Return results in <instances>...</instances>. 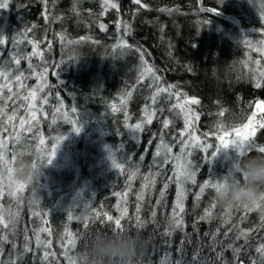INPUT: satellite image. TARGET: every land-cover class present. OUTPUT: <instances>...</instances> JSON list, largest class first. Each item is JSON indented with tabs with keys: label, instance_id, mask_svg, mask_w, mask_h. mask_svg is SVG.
<instances>
[{
	"label": "trees",
	"instance_id": "trees-1",
	"mask_svg": "<svg viewBox=\"0 0 264 264\" xmlns=\"http://www.w3.org/2000/svg\"><path fill=\"white\" fill-rule=\"evenodd\" d=\"M115 2L119 5V11L109 8L100 16L103 11L102 0H49V20L44 19L45 6L42 0H9V7L0 10V33L9 37V43L3 46L4 59L12 49L10 38L31 28L26 39L35 41L38 50L43 52L42 59L39 56L32 57L31 62L36 72L48 69L46 76L51 93L49 96L54 99L56 93H59L64 112L77 119L78 124L81 121L82 125L81 132L73 139L72 125L61 120L60 123L57 121L53 124L51 112L48 111L46 118L40 120V134L23 133L30 153L27 159H31L36 153L41 135L45 138V143L50 144L53 139L50 136L58 131L61 136L68 138L66 144L69 145L67 149L72 160L68 167L63 164V157L56 160L55 164L65 169L62 170L65 177L56 179L58 182L48 178L50 173L55 175L54 171L49 169L53 168L48 166L39 182L25 184L24 192L18 193L22 199L18 205L21 215L15 224L16 235L11 234L12 224H9V229L6 230L9 240L15 242L17 250H22L24 236L27 235L33 251L26 255V264H46L40 259L44 249L37 250L35 247L33 230L48 227L51 234L40 233V237L42 241H52L51 248L48 249L56 254L52 264H69L65 252L67 257L78 264V257L85 252L91 235L97 232L111 233L113 224L100 223V220L105 219L103 214L107 213L115 219L120 217L126 208L128 215L122 219L124 230L149 241L146 249L139 251L133 258L132 264H176L181 259L183 264H192V258L197 256V253L200 264H237L233 250L228 245L235 242V247L239 248L244 244L243 239H235L238 229H255L250 234L248 244L240 252V264H251L252 260L261 264L255 249L264 243V227L260 226L261 215L264 213L259 209L246 211L243 206H223L215 199V190L212 188L205 189L199 201L195 198L199 185L205 180L215 182L227 173L231 163L237 158L235 150L231 147L221 149L211 160L204 158H210L214 148L209 149L207 153L193 148L191 156L185 155V159L191 161V166L196 171L197 183L188 182L185 185L187 196L184 200L183 230H176L168 237L163 235L170 231L173 225L171 213L176 200V185L169 183L167 177L173 176L177 162L170 158L169 163L161 169L154 153L163 135L164 143L172 146L171 156L179 154V141L182 138L178 133L184 127V120L182 115H177L179 110L169 111L171 105L176 103L175 97L169 100L166 94H161L153 105L150 99L155 91L153 81L146 77L141 83H136L141 61L139 54L133 49L139 48L145 53L144 59L160 76L161 87L175 85L173 91H179L200 101L198 105H191L200 116L196 122V135L214 131L221 119L228 129L241 126L247 123V118L256 111L255 102L260 98L264 99V80H261V88L255 87L256 74L264 71V52L255 50L261 47L259 42L264 40V19L260 15L264 9H256L249 0H223V3L221 0H141V3L148 7L140 8L139 11L137 8L140 6L135 5L132 0ZM74 7L78 15L73 11ZM203 9H216L218 13ZM57 17L59 19H54ZM125 22L130 25L127 33L123 30ZM101 23L107 25L106 30L100 29ZM33 25L35 27H32ZM56 33H63L70 40L90 38L86 41L94 48L96 56L101 50L106 51V63L109 64L99 70V80L95 83L91 81L87 70L82 68L84 64L80 59L76 61L73 54L67 52L68 44L62 46ZM18 38L24 39V36L19 35ZM121 38L132 46V49L122 56L113 50V46L117 45ZM244 39L251 40L254 47H246L241 42ZM49 41L52 42L51 50ZM19 48L25 54L32 51V45L29 43H22ZM70 57L73 58L71 61ZM257 60L260 61L259 65L255 63ZM244 62H247V67ZM57 65L59 67H56ZM20 68L25 76L31 77L24 83L29 88L35 87L38 80L28 70V62L23 61ZM128 91H132L130 98L126 96ZM75 94H86V110L81 111L79 104L74 105ZM121 97L125 98V104H121ZM112 104H116L121 110L113 112ZM146 105L150 106V111L152 108H163L164 111H157L153 122L145 123L143 130L135 133V130L129 129L127 125L144 120ZM72 107L77 108V113L71 112ZM221 110L225 111L223 118L218 116ZM11 113L12 102L9 101L7 114ZM18 115L23 116L24 110L21 109ZM37 116L41 118L43 114L37 113ZM164 119L172 121L168 129H163ZM3 122L7 124L6 117ZM13 123L18 129V119ZM96 125L102 129L101 133L94 131ZM254 127L258 128V123H255ZM8 130L12 132L11 127ZM6 137H9L8 132L0 134V138ZM201 139L204 141L205 137L201 136ZM206 142L214 145L218 143L211 135L206 138ZM256 143L264 146V130L258 131ZM16 145L10 140L6 153L9 161ZM109 150L117 155L118 162L125 163L124 171L113 168L109 159L108 164L98 163L102 158L109 157ZM163 150L161 148V151ZM38 153L41 154L39 151ZM48 153L44 150L45 157ZM258 153L260 152L253 149L248 154ZM140 156L145 157L143 161L139 159ZM154 160H157L155 165ZM137 165L139 171L129 181L128 177L136 170ZM2 168L5 176L6 169L0 166V169ZM145 177L154 178L155 186L144 189V199L138 201L137 194L146 182ZM3 180L4 177L2 184L5 185V194L0 197V203H7L11 198L7 196V185ZM165 183H169V187L161 198L160 191ZM117 193L120 195H116ZM30 200L34 202L29 203ZM63 203L66 204L64 207L60 205ZM256 203L264 206L261 199L256 200ZM137 204L140 206L139 212ZM73 206L74 217L88 216L90 221L95 220V223L89 222L85 228L83 219L70 221L68 211ZM249 206L252 207L253 203ZM206 209L212 211V218L199 220ZM32 212H41L42 216L34 217ZM95 212L101 213L99 219H96ZM153 212L156 213L154 217ZM137 216L140 217L143 227L137 226ZM225 220H228V223H224ZM44 221H47V224ZM233 225L236 229L225 237L224 233ZM25 228L28 229L27 233ZM65 229L76 236L75 247L67 246ZM217 229L220 231L213 246L211 235L205 236V233H215ZM182 241L183 254L179 250ZM217 253H222L219 260ZM10 258L15 259L16 253L11 243H5L0 259L8 264Z\"/></svg>",
	"mask_w": 264,
	"mask_h": 264
},
{
	"label": "snow or ice",
	"instance_id": "snow-or-ice-1",
	"mask_svg": "<svg viewBox=\"0 0 264 264\" xmlns=\"http://www.w3.org/2000/svg\"><path fill=\"white\" fill-rule=\"evenodd\" d=\"M44 6H45V13H44V19L49 20L48 15V9L47 5L49 0H42ZM132 2L135 5H139L140 7L137 8V11L140 10V8H147L148 5L142 4L141 0H132ZM223 3V0H221ZM252 0H249V3H251ZM9 7V0H3V2H0V10L7 9ZM102 7L103 11L99 14L100 16L104 15L108 11L109 8L116 9L119 11V5L115 2V0H102ZM204 11L218 13L216 9H203ZM74 12H77L76 8L73 9ZM160 11H169L171 12V9H160ZM79 13L77 12V15ZM261 18L264 19V10L260 13ZM54 19H59L54 18ZM208 23V22H205ZM32 27H35L34 25ZM101 30H106L107 25L101 23L99 25ZM119 27V25H118ZM130 29V25L126 22L123 23V30L125 33H127ZM31 28L27 29L23 34L24 39H19L18 36H13L10 38V42L12 45L11 51H8L7 55L8 58L4 59L5 56V50L3 49V46H5L7 43H9V37L6 34L0 33V81H3L0 83V134L4 132H8V128L11 127L12 132L9 133V139L13 142V144H20L24 137L21 135V133H33V129H37L39 127L40 119L37 116V113H43L44 112V105H47L49 102V95H51L50 92L45 93V89L49 88V85L47 83V68H44L41 72H36L35 66L32 64V57L39 56L41 59L43 58V52L38 50V44L35 41H29L27 40L28 33L31 32ZM56 36L59 37L61 45L65 44H79L82 43L90 38L88 37H80L79 40H70L67 39L65 34L63 33H56ZM246 47L253 48L254 45L251 40L244 39L241 41ZM22 43H29L32 45V51L28 54H25L20 48L19 45ZM93 43H97L96 41H93ZM259 44L261 47H257L255 50L258 52H264V40L260 41ZM49 50H51L52 42H48ZM129 49H132V46L127 43L126 40L121 38L120 42L117 45L113 46L114 52H117L118 55L122 56L125 54V52ZM137 54L140 56V71L139 75L137 76L136 83H141L145 80L146 77L150 78L153 81V85L155 86V91L153 92L152 96L150 97L152 104L155 105L157 103L158 98L161 96V94H166L167 98L171 100L173 97L176 99V103L171 105V108L169 111L175 112L176 110H179L177 112V115H182L184 120V127L183 129L178 133V136L181 137L179 143H180V152L175 157H172V146H168L164 143L163 135H161L160 138V145H157L156 151L154 153V156L158 158L159 166L161 169L165 165L169 163L170 158L176 160V167L173 169V176L167 177L169 183H175L176 185V200L175 204L172 207V213H171V219L173 221V225L170 231H166L163 233L165 237L171 236L174 231L176 230H183L184 228V220H183V214L185 213V207H184V200L187 196V189L185 185L188 182H191L192 184H196V171L193 170L191 166V161L185 159L186 156L192 155V149L198 148L201 149L203 152L207 153L209 149L214 150L210 153V158L208 156H205V160H211L212 157H215L221 149H227L229 147L233 148L237 154V157H243L245 154H248L251 150L255 149L260 153H264V146H260L256 143V137L259 130H264V100H259L255 102V108L257 111H253L251 113V116L247 118L248 122L242 124L241 126H234L228 129L227 125L223 123L222 119L218 124L216 125V128L214 131L210 133H202L201 135H196V122L199 121L200 116L198 112L194 108L191 107V105H198L200 101L195 97H187L186 94H182L179 91H173V89L176 88L175 85H168L167 87H161L159 85L160 76L156 74V70L148 64V61L144 59L145 53L139 48L133 49ZM73 58L70 57L69 60L71 61ZM23 61L28 62V70L31 71L32 75L37 77L38 83L35 87L29 88L24 81L27 79H30L31 77L25 76L24 71L21 70L20 65ZM63 63V61L61 62ZM257 65L260 64V61H255ZM245 67H247V62H244ZM56 67H59L57 65ZM256 82L255 87L261 88L262 83L261 80H264V71H259L256 74ZM13 85H15V88H13ZM127 97L132 96V91H128L126 93ZM183 96V99H182ZM57 100L59 101V106L55 108V112L53 113L52 117V123H57V116L55 113H60L61 118L72 125V131L79 134L82 130L81 121L78 124L77 119H73L68 112H61V109L63 108V101L59 98V93H56ZM9 101L12 102V113L11 115L7 114V108L9 105ZM19 102V103H17ZM125 98L121 97V104H125ZM150 106L146 105L144 109L145 118L141 122L127 125L129 129L135 130V133L140 132L143 130V126L145 123L151 124L153 122V118L157 115V111L163 112L164 109H155L152 108L151 111L149 110ZM24 110V115L20 116L18 115L20 110ZM111 109L113 112L120 111L121 109L117 107L116 104L111 105ZM72 113H77V108L72 107L71 108ZM257 112H259L260 115V121L258 122V128L252 126V120L254 117L257 116ZM225 115V111L221 110L218 113V116L223 118ZM47 114H44L42 118H46ZM7 118V124H4V118ZM127 119V115L125 116ZM18 119L19 126L17 129V125L13 123ZM172 123V121L168 119H164L163 129H168L169 125ZM35 135V133H33ZM213 136L218 141L217 144L208 143L206 142V138L208 136ZM186 136V138H184ZM201 136L205 137V140L202 141ZM65 136H59L56 137V143L52 144L50 153L47 154V161L49 164L52 163L54 160V157L57 153V148L61 144L62 141L65 140ZM135 139L137 137L135 136ZM45 144V140L43 136L41 135L38 142L37 150L41 153L42 158L45 157L44 155V149L42 146ZM108 147L107 145L105 146ZM161 148L164 150L161 151ZM8 150V139L0 138V166H4L6 171L9 173V176L12 172V168L9 166L10 161L7 159L6 153ZM144 156H140L139 159L141 161L144 160ZM109 159L111 161V166L119 171H124L125 169V163L118 162L117 155L109 150ZM125 161H127V156L124 157ZM16 160V153L12 152V163H14ZM157 163V160L153 161V165ZM139 171V166L137 165L136 170L132 171L128 177L129 181H131L136 174ZM161 173H156V175H160ZM152 175V174H150ZM3 179V172L0 171V197H3L5 194L4 187L2 184ZM145 183L141 186V192L137 194V200L141 201L144 199V189H147L149 187L155 186V179H149V177H145ZM169 183H165L163 186V189L160 191V196L163 198L165 196V190L168 189ZM218 181H211V180H205L203 184L199 185V192L195 193V198L197 201L200 200L201 195L205 192V189L212 188L215 190L217 187ZM26 185L20 184L17 186V188L13 192L7 191V196L10 198H18L20 197L18 193H23L25 190ZM116 195H120L117 193ZM126 198V196H125ZM261 200L264 201V196L261 197ZM18 205L21 203V199H17ZM159 204L160 201H157ZM214 207V205H213ZM246 211H253L255 209H259L262 213H264V206H262L260 203H253V206L250 207L249 205L243 206ZM139 204H137V212H139ZM72 209H75V206L69 209L68 211V219L71 221L73 219L76 220H84V227H88V223L92 222L95 223V220L90 221V218L88 216L80 217V216H73ZM19 214L21 215L20 211ZM32 215L34 217H41V212H32ZM105 219L100 220V223H111L114 226L111 230H118V231H124L123 225H122V219L124 217H127V209L125 208L122 212L120 217L115 218L111 215H108L107 213L103 214ZM153 217L156 215L155 212L152 213ZM101 216V213L95 212L96 219H99ZM213 216V213L211 210L206 209L204 214L200 216L199 220H210ZM137 226L143 227V223L140 221V217L137 216ZM230 219V217H229ZM243 219V217H242ZM45 224H47V221H44ZM224 223H228V220H225ZM13 227L11 229V234L13 236L16 235V229L15 224H12ZM261 227H264V214L261 215ZM9 229V223L3 220H0V233H4L3 235H0V256L3 254V246L5 243H11L12 249L16 253L15 259H9L8 264H26L25 257L28 253L33 251V248L30 246V240L27 235L24 236V244L22 247V250H17V246L15 242L9 240V235L6 230ZM234 229H236V226L233 225L232 228H229L227 232L224 233V236L227 237L229 232H232ZM25 233H27L28 229L25 228ZM219 229L216 230L215 233H205V236L211 235L213 246L215 245L217 241V237L219 235ZM255 231V229H238L235 239L238 241L240 239L244 240V244L241 245L239 248L235 247V242L233 244H229L228 247L232 248L234 253V258L237 261V264H240L239 256L241 250L248 244L249 237L251 232ZM40 233H48L51 234L50 229L48 227H42L38 231L33 230V234L35 235V247L37 250L44 249L43 255L40 258L42 262H46V264H52V261L55 260L56 254L55 252L49 251L48 249L51 248L52 241H42L40 237ZM65 236L67 240V246L75 247L76 246V236H74L73 233L69 232L67 229H65ZM187 239V236H186ZM183 244L184 241L181 242L180 252L183 254ZM65 245L62 243V247ZM255 251L259 254L261 264H264V243H261ZM199 253H197V256H194L192 258V264H200L199 260L197 259ZM66 258L69 260V264H76L75 261L71 260L70 257H67V254L65 252ZM222 258V253H217V260ZM0 264H5V262L0 259ZM176 264H183V259L178 260ZM251 264H257L256 260H252Z\"/></svg>",
	"mask_w": 264,
	"mask_h": 264
},
{
	"label": "clouds",
	"instance_id": "clouds-1",
	"mask_svg": "<svg viewBox=\"0 0 264 264\" xmlns=\"http://www.w3.org/2000/svg\"><path fill=\"white\" fill-rule=\"evenodd\" d=\"M251 4L256 9H264V0H252ZM49 165L39 153L31 159H18L10 174L7 191L13 192L20 184L39 182ZM214 195L219 204L228 208L250 205L261 199L264 196V153L245 154L234 159L227 173L220 176ZM17 199L22 197L0 203V220L9 224L19 221ZM148 243L146 238L125 230H112L110 234L97 232L89 238L85 252L78 257V264H132L133 258L139 251L146 249Z\"/></svg>",
	"mask_w": 264,
	"mask_h": 264
},
{
	"label": "rangeland",
	"instance_id": "rangeland-1",
	"mask_svg": "<svg viewBox=\"0 0 264 264\" xmlns=\"http://www.w3.org/2000/svg\"><path fill=\"white\" fill-rule=\"evenodd\" d=\"M66 50H67L68 53L73 54V57L76 59V61H77V59L81 60L82 64H84L82 66V68L87 70L88 74L91 77V81L94 82V83L97 80L100 79L99 76H98L99 70L103 69L104 67H107V65L109 64V63H106V61H108V56L105 53L106 51L105 50H101L96 56L94 48H92L90 46L88 41H84V42L79 43V44H74L73 46H72V44L71 45L68 44V45H66ZM7 58H8V55H7L6 59ZM78 66L81 67V65H78ZM2 82L3 81H0V83H2ZM37 83H38V81L36 82L35 86L37 85ZM47 83H48V81H47ZM48 92H49V88H46L45 89V93H48ZM82 92H85V90H82ZM87 100L88 99H87L86 94H75L74 95V105H78L79 104L80 108L78 106H77V108H79L81 111L86 110L85 104H86ZM58 106H59V101L57 100V97H54V99L53 98L51 99V97L49 96V102H48L47 105L43 106L44 112L40 113V114H43V116H44V114H47L48 111H50L51 115L53 117V113L55 112V108L58 107ZM256 111H257V109H256ZM61 112H64V107L61 109ZM55 114L57 116V121H59L58 123H60V120H61V122L64 121L61 118L60 113H55ZM259 115H260V113L258 112L257 116L253 118L252 126H254L255 123H258V121H260V116ZM39 119L42 120V117L39 118ZM104 122H106V121H104ZM100 129L101 128L99 126H97V125L94 127V131L96 133H101L102 129L101 130ZM40 130H41L40 127H38V131H37V129H33V133L40 134ZM8 133H10L9 130H8ZM72 134H73L72 137L74 139L75 135L77 133L73 132ZM21 135L24 137V139L22 140V142L20 144H17L16 147L14 148L15 149V153H16V160H15L14 163L11 162L12 161V157H11V160H10L9 166L12 169L14 168V166H15V164H16L18 159H20V158H28L29 154H30L29 153V149L26 147L25 135H23V133H21ZM105 135H106V133H105ZM59 136H61V135H60V133L58 131H56V133H52V135L50 136V138L53 137V139H51L52 141L50 142V144H46L45 143V145H43L42 148L46 152L50 153L52 144L56 143L55 138L59 137ZM8 138L6 137L5 139H8ZM134 138H135V136H134ZM44 140H45V138H44ZM66 142H68V138H66L61 143V145L57 149V153H56L55 159L49 165L50 167L53 168V169H51V168H49V169L53 170L55 175L50 173L48 178H50L53 181H57L60 178H64L65 177L62 174V170H65V169H62L59 164H57V163L55 164L56 160L58 158H60V157H63V160H64L63 164H65V166H67V167H68V165L70 164V162L72 160L71 157H70L69 151L67 149V147L69 145L66 144ZM9 143H10V140L8 139V147H9ZM98 148L102 149L101 147H98ZM37 153H38V150L36 148V153L35 154H37ZM45 158L47 160V156ZM108 159H109V157L106 156V157L102 158L101 161H99L98 163L108 164L109 162H111L110 159H109V162H108ZM108 169L111 170L110 167ZM1 170L3 171L4 169L2 168V169H0V171ZM3 177H4L3 183L7 185L9 183V177H10L9 173L6 171V174H5V176L3 175ZM3 186H5V185H3ZM60 205L64 207L66 204L63 203V204H60Z\"/></svg>",
	"mask_w": 264,
	"mask_h": 264
},
{
	"label": "water",
	"instance_id": "water-1",
	"mask_svg": "<svg viewBox=\"0 0 264 264\" xmlns=\"http://www.w3.org/2000/svg\"><path fill=\"white\" fill-rule=\"evenodd\" d=\"M259 100H264L263 98H260V99H258L257 101H259Z\"/></svg>",
	"mask_w": 264,
	"mask_h": 264
}]
</instances>
